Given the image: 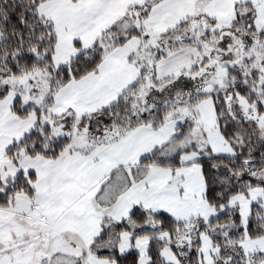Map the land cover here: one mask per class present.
Segmentation results:
<instances>
[{
	"label": "snow or ice",
	"instance_id": "1",
	"mask_svg": "<svg viewBox=\"0 0 264 264\" xmlns=\"http://www.w3.org/2000/svg\"><path fill=\"white\" fill-rule=\"evenodd\" d=\"M0 264H264V0H0Z\"/></svg>",
	"mask_w": 264,
	"mask_h": 264
}]
</instances>
